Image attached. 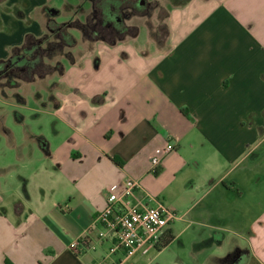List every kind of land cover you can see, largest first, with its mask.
I'll return each instance as SVG.
<instances>
[{
  "label": "crops",
  "instance_id": "1",
  "mask_svg": "<svg viewBox=\"0 0 264 264\" xmlns=\"http://www.w3.org/2000/svg\"><path fill=\"white\" fill-rule=\"evenodd\" d=\"M178 1L165 9L164 40L96 42L42 91V108L24 109L9 147L19 181L0 186V264H140L156 247L112 254L95 226L108 187L129 178L142 184L138 200L178 213L173 241L190 230L220 248L226 233L241 239L192 264H264V0ZM92 9L0 0V63ZM168 142L175 151L150 174Z\"/></svg>",
  "mask_w": 264,
  "mask_h": 264
},
{
  "label": "rangeland",
  "instance_id": "2",
  "mask_svg": "<svg viewBox=\"0 0 264 264\" xmlns=\"http://www.w3.org/2000/svg\"><path fill=\"white\" fill-rule=\"evenodd\" d=\"M139 1L140 5H138ZM63 2L64 0H55V5L62 6ZM132 2L130 4L134 5L133 8H126L124 11L119 10L117 14L115 13L122 21L121 25L116 26L114 21H110L105 27H101L98 17L92 12L93 14L91 13L86 19L83 18L80 21L77 18L75 22H72V30H77V33L74 31L70 33L73 35L74 42L68 38L69 29L68 33L64 27L59 32L49 31L44 42L30 46L20 55V61L14 59L13 63L1 66L0 186L3 190L13 185L18 179L16 174L8 171L12 160L9 150L11 131L20 132L21 126L18 121L21 115L27 114L25 108L43 107L45 103L38 97L42 96L44 90L52 92L54 78L62 74L68 63L75 62L92 52L96 42L101 40L110 43L129 42L134 35L140 34L138 43L144 46L150 36L152 38L159 36L160 40L165 39V9L169 4H176L179 1L132 0ZM65 20L63 16L58 18L59 22ZM31 115V113L27 115L28 122L32 120ZM32 126L35 127L34 124ZM221 172L223 174L230 172V175L234 173L229 165L222 166ZM174 225L177 230L183 227L180 223ZM204 241L199 233L190 230L184 236L176 238L161 255H157V250L151 251L140 264H174L178 261L182 264H192L194 257H206L211 254L221 257L228 254L231 248L229 245L241 239L232 233H226V241L221 248L206 244Z\"/></svg>",
  "mask_w": 264,
  "mask_h": 264
},
{
  "label": "built area",
  "instance_id": "3",
  "mask_svg": "<svg viewBox=\"0 0 264 264\" xmlns=\"http://www.w3.org/2000/svg\"><path fill=\"white\" fill-rule=\"evenodd\" d=\"M175 149L171 142L157 148L150 157L149 173L157 175L165 157ZM142 189L141 182L131 178L107 189V205L97 215L95 226L99 227V241H113L112 254L122 250L129 257L139 250L147 252L161 241L168 226L180 218L174 209L151 195H147V202L138 200ZM86 243L87 236H82L70 249L79 254V246Z\"/></svg>",
  "mask_w": 264,
  "mask_h": 264
},
{
  "label": "trees",
  "instance_id": "4",
  "mask_svg": "<svg viewBox=\"0 0 264 264\" xmlns=\"http://www.w3.org/2000/svg\"><path fill=\"white\" fill-rule=\"evenodd\" d=\"M92 2V12L94 13V15L96 17H98V22H99V26L101 27H105L110 21H114L115 25L118 26V20L120 19L119 16L115 15V13L117 14V12L119 10H126L129 8H133L134 5L132 6L130 4V2H132V0H91ZM133 3V2H132ZM138 5H140V1L138 3ZM82 11V7L77 8L76 9V14ZM92 13V14H93ZM116 20V21H115ZM73 21V20H72ZM64 27L65 30H67L66 32L68 33V38L69 40H71L72 42H74V38L73 35H71L72 33V22L60 27H57L54 29L55 32H59L60 30H62V28ZM69 29V31H68ZM71 33V34H70ZM47 35L44 39V41L46 40ZM43 41V42H44ZM30 48V47H29ZM28 48V49H29ZM14 59H17V61L21 60V56H16L13 57L12 59H10L7 62L4 63H0V68L3 64H8V63H13ZM174 234L171 231H168L164 237L161 239V241L156 245V249L158 251L166 248L167 246H169L171 244V242L174 240ZM6 264H11L10 262H6Z\"/></svg>",
  "mask_w": 264,
  "mask_h": 264
},
{
  "label": "flooded vegetation",
  "instance_id": "5",
  "mask_svg": "<svg viewBox=\"0 0 264 264\" xmlns=\"http://www.w3.org/2000/svg\"><path fill=\"white\" fill-rule=\"evenodd\" d=\"M142 2H143V1H142ZM118 23H119L118 25H121V24H120V23H122L121 19L118 20Z\"/></svg>",
  "mask_w": 264,
  "mask_h": 264
}]
</instances>
